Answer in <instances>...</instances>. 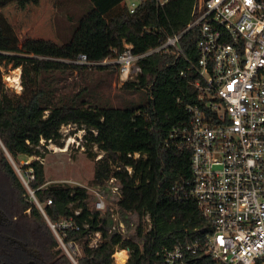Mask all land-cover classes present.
I'll use <instances>...</instances> for the list:
<instances>
[{
    "label": "trees",
    "instance_id": "1",
    "mask_svg": "<svg viewBox=\"0 0 264 264\" xmlns=\"http://www.w3.org/2000/svg\"><path fill=\"white\" fill-rule=\"evenodd\" d=\"M19 1L0 0V211L8 217L0 224V264H32V260L35 264H74L59 248L48 219L52 223L73 219L80 226L79 230H67L64 238L83 245L84 256L79 264H112L118 245L131 250L127 264H165L162 249L204 243L213 227L197 202L187 196L191 152L165 146L175 124L187 118V105L197 99L193 82L198 77V30L192 29L180 39L188 59L173 47L144 56L139 62L141 72L124 83L122 94L115 96L119 103L115 108L106 90L112 85L117 66L99 65L88 72L85 66L67 63L82 54L67 46L37 39L21 42L3 12ZM88 1L90 9L105 17L114 32L113 36L95 40L84 52L92 62L116 59L124 49V40L132 44L137 55L156 50L193 21L196 3L172 0L163 13L149 0L131 14L125 0ZM83 16L63 41L65 45L71 44ZM18 68L23 69V89L15 95L3 79L5 73ZM75 73L77 79L67 84L68 77ZM114 109L128 114V135L135 140L133 150L109 148L97 159L92 145L100 139L90 129H85L84 146L94 161L95 184L103 185L112 176L117 178L121 190L119 209L129 227L125 238L111 232L109 211L96 210L97 198L85 187L61 183L46 186L43 163L48 145L63 146L64 125L83 115H102ZM136 152L140 158L128 156ZM20 156L35 159L22 164ZM126 167L132 168V174ZM18 170L28 174L27 185ZM30 191L44 205L45 214ZM76 211L80 214L76 215ZM145 214L152 219L150 231L143 223ZM132 222L134 228L130 227ZM86 224L89 227L85 228ZM97 231L102 233L103 243L90 248L89 234ZM15 240L38 253L40 259ZM186 259L188 264H215L202 254L188 253ZM256 264H264V256Z\"/></svg>",
    "mask_w": 264,
    "mask_h": 264
},
{
    "label": "built area",
    "instance_id": "2",
    "mask_svg": "<svg viewBox=\"0 0 264 264\" xmlns=\"http://www.w3.org/2000/svg\"><path fill=\"white\" fill-rule=\"evenodd\" d=\"M147 1L124 3L135 14ZM153 1L157 11L164 13L172 0ZM193 16L183 32L168 37L161 47L146 54H135L132 44L124 40V49L116 59L92 62L82 53L67 63L87 69L115 64L123 85L138 76L139 62L148 54L173 47L184 55L180 39L188 31L198 30V77L193 82L197 99L187 105V118L175 124L165 146L191 152L187 196L197 202L213 232L204 243L164 248L161 254L165 264H188V253L202 254L215 264H256L264 256V0H196ZM128 156L141 157L137 152ZM100 158L102 155L97 159ZM126 168L132 174V168ZM94 186L86 189L97 198L96 210L109 211L111 232L127 237L129 227L119 209L121 190L117 178L112 176L103 185ZM31 196L45 214L44 205L32 192ZM48 223L59 248L74 264H79L84 256L83 245L64 238L67 230H79L80 226L73 219L59 223L48 219ZM143 223L147 231L152 229L150 214L143 216ZM130 227L134 228L135 223ZM102 243L101 232L89 234L90 248H98ZM131 255L130 249L118 245L112 264H127Z\"/></svg>",
    "mask_w": 264,
    "mask_h": 264
},
{
    "label": "rangeland",
    "instance_id": "3",
    "mask_svg": "<svg viewBox=\"0 0 264 264\" xmlns=\"http://www.w3.org/2000/svg\"><path fill=\"white\" fill-rule=\"evenodd\" d=\"M133 1L135 0H127V3L130 4ZM87 2L88 0H56V6L54 5V8L58 19L57 30L59 39L66 41L70 37L73 28L79 24L81 17L86 13L85 9L87 7ZM27 3L30 6H33L37 4V0H28ZM13 10L12 7L9 11L6 10V12L8 14L16 12ZM93 20L92 30L95 31L97 35L104 36V24L102 21L95 18ZM113 35L114 32L109 30V37ZM88 43L89 38H79L75 42L72 50L76 52V49L87 47ZM93 68L94 67L89 68L87 71L91 72ZM18 69L20 71H16V69L5 73L3 79L6 86L15 95H20L23 89L21 79L23 69ZM15 71L16 74L20 72L18 75L20 76L21 87L19 83L8 81L7 79L9 76H16ZM67 76L68 75H66V77ZM75 79H77V73H75L73 77H68L67 84H73ZM122 86L123 85H121L119 81L118 73L116 72L112 85L106 90V93L111 97L115 108H119V103L115 96H120L122 94ZM85 129L94 130V136H97L100 139V141L92 145V152L97 153L98 156L103 155L104 151L109 148L117 150H133L135 146V140L128 135V114L126 112L114 109L113 111H106L102 115L90 114L80 116L71 124L62 127V147L57 146L56 144H50L47 146L45 158L43 159L46 186L61 183L78 185L85 188L95 187V183L93 182L94 161L91 159L89 152L86 151V147L84 146ZM63 150L65 151L61 152ZM34 159L35 158L20 156L22 164H28ZM14 166L17 168L16 165ZM20 174L23 176L24 180H27V173L20 172Z\"/></svg>",
    "mask_w": 264,
    "mask_h": 264
},
{
    "label": "crops",
    "instance_id": "4",
    "mask_svg": "<svg viewBox=\"0 0 264 264\" xmlns=\"http://www.w3.org/2000/svg\"><path fill=\"white\" fill-rule=\"evenodd\" d=\"M27 1L28 0H21V2L13 3L3 9L4 14L15 28L22 42L28 39L48 40L73 49L75 42L79 38H89L87 47L76 49V52L84 53L95 40L109 37L110 29L105 17L97 10H91L88 1L85 9L87 13L83 16L79 28L72 38L71 44L65 45L63 40L58 38V19L54 8V5L56 6V0H37V4L33 6H30ZM12 7L14 9L13 11L16 12L8 14L6 10L9 11ZM94 18L102 21L104 24V36L97 35L95 31L92 30Z\"/></svg>",
    "mask_w": 264,
    "mask_h": 264
},
{
    "label": "flooded vegetation",
    "instance_id": "5",
    "mask_svg": "<svg viewBox=\"0 0 264 264\" xmlns=\"http://www.w3.org/2000/svg\"><path fill=\"white\" fill-rule=\"evenodd\" d=\"M0 212H1V211H0ZM1 213H2V214L4 215V217L6 218V220H4V221H2V222L0 223V224H3V223H5L6 221H8V217H7L3 212H1ZM15 242H16L19 246H21L24 250H26L31 256H34L35 258L40 259L38 253H33L32 251L28 250V249L25 247V245H23V243H21L20 241L15 240ZM31 263H32V264H35V261L32 260Z\"/></svg>",
    "mask_w": 264,
    "mask_h": 264
},
{
    "label": "bare ground",
    "instance_id": "6",
    "mask_svg": "<svg viewBox=\"0 0 264 264\" xmlns=\"http://www.w3.org/2000/svg\"><path fill=\"white\" fill-rule=\"evenodd\" d=\"M16 71H20L19 69H17ZM16 71H15V74H16ZM20 73V72H19ZM18 73V74H19ZM18 74H16V76L14 77V76H9L7 79H8V81H12V82H15V83H19L20 82V76L18 75ZM14 83V84H15ZM22 89V88H21ZM65 150H63V151H61V152H64ZM119 253H126V251H123V250H119Z\"/></svg>",
    "mask_w": 264,
    "mask_h": 264
},
{
    "label": "water",
    "instance_id": "7",
    "mask_svg": "<svg viewBox=\"0 0 264 264\" xmlns=\"http://www.w3.org/2000/svg\"><path fill=\"white\" fill-rule=\"evenodd\" d=\"M9 155V154H8ZM10 159H11V157H10ZM4 220H6V218L4 217V215L0 212V223L2 222V221H4Z\"/></svg>",
    "mask_w": 264,
    "mask_h": 264
}]
</instances>
